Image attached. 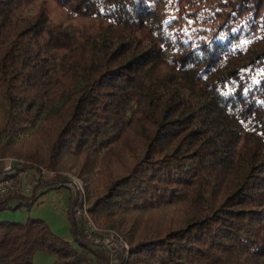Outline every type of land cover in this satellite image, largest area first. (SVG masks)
<instances>
[{
  "label": "trees",
  "instance_id": "trees-1",
  "mask_svg": "<svg viewBox=\"0 0 264 264\" xmlns=\"http://www.w3.org/2000/svg\"><path fill=\"white\" fill-rule=\"evenodd\" d=\"M25 1L0 0V157L56 176L0 211L75 168L93 220L129 246L117 264H264V0H53L105 23L59 63ZM72 205L77 247L42 220L0 221V264H110Z\"/></svg>",
  "mask_w": 264,
  "mask_h": 264
},
{
  "label": "rangeland",
  "instance_id": "rangeland-1",
  "mask_svg": "<svg viewBox=\"0 0 264 264\" xmlns=\"http://www.w3.org/2000/svg\"><path fill=\"white\" fill-rule=\"evenodd\" d=\"M41 7L44 8L49 18L48 30L41 39V44L45 55L56 63H59L67 54L71 44L79 42L87 36L96 34L100 27L105 25L99 15L88 17L81 16L74 13L69 7L60 6L53 0H26L19 7L16 13L18 17L32 16L35 15ZM0 113H4L1 104ZM23 138V136H20L17 139L21 141ZM7 159L23 161V165L27 167V169L35 167L29 161L16 156L7 155L3 158L0 157V173H2V169L7 163L5 160ZM21 169L23 170V168H20L19 170ZM59 172L62 177L65 176V174H71L80 180L83 185V193L74 195L70 190L64 187H58L57 185L53 187L38 188L36 191L37 197L31 206L21 207L14 211H0V221H10L24 224L31 219L42 220L54 236L58 237L62 241L68 242L72 247H77L70 231L68 209L70 204L72 205L73 203L71 207L72 220L77 222L80 231H82L83 225L81 216H79L80 218L74 217L73 206L75 204V200L78 201L79 199H82L85 201L86 210L89 214L88 208L91 204V200L86 195L84 183L78 178L75 168H62ZM28 173L26 183L28 186H34L33 183L37 181L38 175L35 171L31 170H29ZM52 180L54 179L47 181ZM16 204L17 202L15 200L10 202L11 206H15ZM89 217L98 228L115 230L122 237V233L120 231L111 229L107 226H100L93 220L90 214ZM125 243L127 244V242ZM128 250L117 251L127 253ZM117 251L115 252L114 257H110V255L107 254L110 258V264H117ZM56 260L57 258L53 254L44 251H37L33 255L32 264H54Z\"/></svg>",
  "mask_w": 264,
  "mask_h": 264
},
{
  "label": "built area",
  "instance_id": "built-area-1",
  "mask_svg": "<svg viewBox=\"0 0 264 264\" xmlns=\"http://www.w3.org/2000/svg\"><path fill=\"white\" fill-rule=\"evenodd\" d=\"M5 161H7V163L3 167L2 173H0V198L11 193L20 196L30 195L38 182L51 180L56 176L55 172L44 167L27 169V167L23 165V161H17L14 159H7ZM20 168H23V170H19ZM29 170L35 171L38 175L37 181L33 183L34 186H28L26 183ZM57 186L70 190L74 195L83 193L82 183L71 174H65ZM73 214L75 218H80L79 216H81L83 236L92 246L105 251L110 257H114L117 250H128L127 244L118 232L115 230L98 228L92 222L87 213L84 200H75Z\"/></svg>",
  "mask_w": 264,
  "mask_h": 264
}]
</instances>
